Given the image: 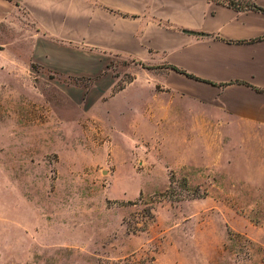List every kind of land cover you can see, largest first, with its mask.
Listing matches in <instances>:
<instances>
[{"label": "rangeland", "instance_id": "1", "mask_svg": "<svg viewBox=\"0 0 264 264\" xmlns=\"http://www.w3.org/2000/svg\"><path fill=\"white\" fill-rule=\"evenodd\" d=\"M8 16L0 23V264H264V131L222 123L177 93L181 109H157L154 127L146 107L130 139L119 114L127 102L107 115L94 78L30 62L32 25L22 12ZM136 63L113 56L115 89L147 68ZM145 77L144 101L169 99Z\"/></svg>", "mask_w": 264, "mask_h": 264}, {"label": "crops", "instance_id": "2", "mask_svg": "<svg viewBox=\"0 0 264 264\" xmlns=\"http://www.w3.org/2000/svg\"><path fill=\"white\" fill-rule=\"evenodd\" d=\"M254 2L264 8V0ZM18 12L32 25L30 62L59 75L94 78L91 91L100 93L101 102L105 95L107 115L116 111L120 99L127 102L117 112L128 118L123 133L130 139L139 133L136 126L145 125L146 107L154 110L155 122L149 123L157 127V109H181L183 98L196 100L204 115L222 123L238 125L253 135L264 131V93L237 83L264 89V39L234 44L213 37L232 41L261 37L262 13L237 12L208 0H0V23ZM113 56L147 68L135 71L126 86L115 89L117 76L108 67ZM168 66L213 84L200 83ZM145 76L154 82L152 92L158 93L155 87L161 85L159 96L164 93L169 98L164 104L144 101L151 93L142 87ZM183 125L185 138L194 134L191 123Z\"/></svg>", "mask_w": 264, "mask_h": 264}, {"label": "trees", "instance_id": "3", "mask_svg": "<svg viewBox=\"0 0 264 264\" xmlns=\"http://www.w3.org/2000/svg\"><path fill=\"white\" fill-rule=\"evenodd\" d=\"M210 2H214V3H217V4H220V5H224V6H227L237 12H243V11H255V12H259V13H262L264 14V8L263 7H260L258 6L254 0H247V1H242V0H237V1H234V0H208ZM207 36H210L207 35ZM215 39H218V40H222L224 42H227V43H234V44H238V43H253V42H256V41H260V40H263L264 39V35L261 36V37H258V38H255V39H251V40H242V41H232V40H225L223 38H220L218 36H213ZM108 67L110 68V64L108 65ZM170 69L176 71L177 73L179 74H182L188 78H191L193 80H196V81H200L201 82H205V83H210V84H213L212 82H209L207 80H204L202 78H199V77H196L194 75H191L189 73H187L186 71L182 70V69H179L175 66H168ZM237 83H240V84H244V85H248L250 87L253 88V90H256L258 92H261V93H264V89H260V88H256L250 84H247L245 82H237ZM229 83H226V84H221L220 86H224V85H227Z\"/></svg>", "mask_w": 264, "mask_h": 264}, {"label": "water", "instance_id": "4", "mask_svg": "<svg viewBox=\"0 0 264 264\" xmlns=\"http://www.w3.org/2000/svg\"><path fill=\"white\" fill-rule=\"evenodd\" d=\"M184 32L188 33V34H191V35H200L201 37L204 35V34H201L199 32L189 31V30H184Z\"/></svg>", "mask_w": 264, "mask_h": 264}]
</instances>
